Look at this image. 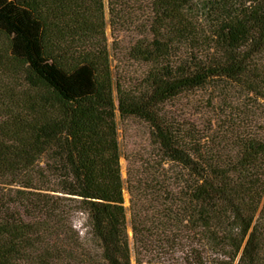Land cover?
Returning <instances> with one entry per match:
<instances>
[{
  "label": "trees",
  "instance_id": "trees-1",
  "mask_svg": "<svg viewBox=\"0 0 264 264\" xmlns=\"http://www.w3.org/2000/svg\"><path fill=\"white\" fill-rule=\"evenodd\" d=\"M107 8L144 15L133 85ZM198 94L191 121L168 109ZM117 113L161 159L129 189L133 245ZM161 235L202 242L175 264H264V0H0V264H163Z\"/></svg>",
  "mask_w": 264,
  "mask_h": 264
},
{
  "label": "rangeland",
  "instance_id": "rangeland-1",
  "mask_svg": "<svg viewBox=\"0 0 264 264\" xmlns=\"http://www.w3.org/2000/svg\"><path fill=\"white\" fill-rule=\"evenodd\" d=\"M106 2L108 0H105ZM110 14L107 8L106 20L108 26L106 35L108 38V50L112 62V70L115 81L123 80L126 85H133L144 73L145 67L132 63L127 59V52L130 46L141 37L143 23H145L144 15L142 12H137L135 18L123 17L119 25L112 28L110 26ZM134 22V24H133ZM204 94L196 96H187L177 103H173L168 109L179 120H192L196 117L198 111L193 107L198 102L205 99ZM198 121L202 124V119L198 115ZM117 124L119 134V146L121 152V168L122 177L125 181L124 200L125 207L127 208L128 219V235L130 242L133 245V230L131 226V203L132 197L129 189L136 193L135 187H141L138 182L150 180L152 174H159L162 169L159 165L161 161L158 155V148L152 142L150 137L149 127L137 120L120 118L117 113ZM168 168L167 165L164 166ZM169 185V184H168ZM142 189V188H141ZM147 203V200L145 201ZM165 202L162 200V205ZM146 205V204H145ZM81 217L74 219V225L77 231L85 232L86 227ZM152 240L156 244L154 253L150 256L163 264H175L180 259H189L191 249L196 250L198 253H203L201 241L197 237L191 236L188 241H184L181 246L176 241L177 239L167 235L153 236ZM191 259V258H190ZM135 264V262H133Z\"/></svg>",
  "mask_w": 264,
  "mask_h": 264
}]
</instances>
